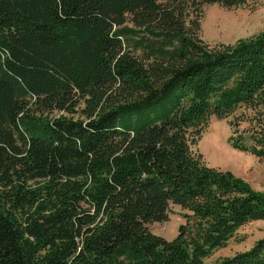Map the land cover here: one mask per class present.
Masks as SVG:
<instances>
[{"label":"trees","instance_id":"1","mask_svg":"<svg viewBox=\"0 0 264 264\" xmlns=\"http://www.w3.org/2000/svg\"><path fill=\"white\" fill-rule=\"evenodd\" d=\"M254 1L0 0V264H264V236L206 261L264 190L193 150L231 118L264 158V29L198 35L205 6ZM174 206L175 237L152 234Z\"/></svg>","mask_w":264,"mask_h":264},{"label":"rangeland","instance_id":"2","mask_svg":"<svg viewBox=\"0 0 264 264\" xmlns=\"http://www.w3.org/2000/svg\"><path fill=\"white\" fill-rule=\"evenodd\" d=\"M263 29L264 0H256L233 9L219 5L205 6L198 35L209 45L233 44ZM231 120L211 118L193 150L201 155L209 167L229 171L254 190L263 191L264 158H257L230 147L228 137L231 134L229 126ZM183 213L184 211L177 206L170 207L165 222L151 223L147 228L152 234L171 240L175 237L179 225L184 222ZM263 236L264 221L251 222L242 226L225 247L216 250L206 261L213 262L245 251Z\"/></svg>","mask_w":264,"mask_h":264}]
</instances>
